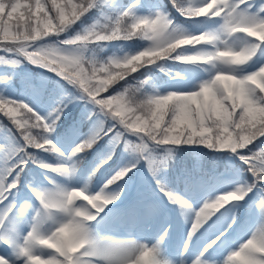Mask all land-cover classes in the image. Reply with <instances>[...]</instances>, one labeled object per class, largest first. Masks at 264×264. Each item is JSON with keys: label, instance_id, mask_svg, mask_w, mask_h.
I'll return each mask as SVG.
<instances>
[{"label": "clouds", "instance_id": "obj_1", "mask_svg": "<svg viewBox=\"0 0 264 264\" xmlns=\"http://www.w3.org/2000/svg\"><path fill=\"white\" fill-rule=\"evenodd\" d=\"M5 2L11 4V0ZM92 2L79 0L82 9L80 15L91 7ZM214 2L202 9L201 14L210 12ZM80 15H76L69 3L56 22L44 16L40 18L39 27L32 22L21 25L20 34L14 37L13 46L24 49L30 47L33 41L44 42L30 54L31 61L24 60L60 77L85 97L101 115L115 119L139 142L150 143L156 136L167 134L168 138L158 143L169 151L182 145H199L212 151H229L233 154L235 148L246 147L251 136L264 135V112H261L258 120L253 122L258 126L253 128L245 123L235 138H212L208 143L204 142L206 138L189 142L181 136L177 140L172 137L178 133H169L163 125L157 128L156 124L161 116L167 118L169 113L178 114L187 97L171 91L166 94L156 90L146 91L147 80L135 85L129 83V78L142 69L175 61L182 65L206 66L210 70L209 78L217 84L209 92L210 105L220 93L226 97L229 91L232 93V101H236L237 97L240 100L256 96L264 99V68L256 71L252 79L242 80L238 74L253 60V54H250L253 42L264 43V27L250 28L237 15L230 21L221 22L212 37L196 38L173 27L171 21L160 22L157 19L150 24H143L122 18L115 28L97 23L68 39L58 40L56 44L46 42L50 37L59 38L68 33ZM113 40H139L145 47L122 56L101 58L97 49H100L103 42ZM19 64L18 61L15 66ZM110 88L114 90L113 95L104 100L97 99ZM220 107L224 109V105ZM211 111L210 108L209 114ZM13 113L21 115L18 109L8 110V114ZM23 115V123L26 124L29 117L26 113ZM22 135L30 147L41 148L49 153L59 151L55 147L45 148V145L51 146L52 141L33 134L31 130L23 131ZM225 142L227 147L220 148ZM160 166L162 163L153 171ZM45 168L64 179H70L74 172L60 164L46 165ZM229 197L242 198L237 193H230ZM37 201L38 207L27 237L16 241L15 264H120L121 261L124 264H155L156 246L145 248L135 241L120 243V255H113L117 245L102 243L96 238L93 223L113 201L101 193L93 194L90 186L75 188L52 183L51 188L38 191ZM227 202L226 198H220L205 206L197 231ZM257 209L264 215V204L258 203ZM192 227H196V222H193ZM256 252L264 253V228L254 233L240 252L234 254L232 264H255L251 254ZM56 256L60 257V262L54 259ZM41 257L49 259L42 260Z\"/></svg>", "mask_w": 264, "mask_h": 264}, {"label": "snow or ice", "instance_id": "obj_2", "mask_svg": "<svg viewBox=\"0 0 264 264\" xmlns=\"http://www.w3.org/2000/svg\"><path fill=\"white\" fill-rule=\"evenodd\" d=\"M168 2L172 9H174L176 13L185 20L207 18L219 19L223 22L230 21L233 17L239 15V18L250 28L264 27V0H215L212 10L206 15L201 14V10L207 8L209 4H212L213 0H201L200 3H197V0H168ZM69 3L74 9L76 15H80L82 9L79 6V0H11V4L6 3L5 0H0V41L5 42L2 51L17 57L23 56L24 59L31 61L32 56L30 54L36 51L37 46L41 43V41H33L30 47L24 49L14 47V37L20 34L21 25H26L27 23L32 22L39 27L40 18L44 16H47L52 22H56L64 8L68 7ZM102 5H108L110 7L114 6L110 4V0H93L91 7L84 11L83 15H80V19L77 20L76 24L93 9L101 10ZM144 7L145 5L141 2V0H134V2L130 0L128 7L119 6V10L115 15L105 17L99 23L108 24L109 26L115 28L122 18L129 21L134 20L143 24H150L159 19L160 22L171 21L173 27L180 29L173 20L171 13L165 10L157 9L152 11L147 16L137 15V10ZM189 35L196 38L201 36L210 38L214 35V33L213 31H209L203 32L199 35ZM259 49H264V43L253 42L250 54H253L254 57ZM18 61V59L0 58V64L4 65L14 66ZM261 68H264V64L253 72L241 75V79L247 80L254 78V73ZM216 87L217 84L208 78L203 80L190 91L176 92L178 95L187 97V99L183 101L178 114L169 113L167 118L161 116L160 120L156 124V127L161 128L163 125V128L168 129L169 133H178V135L172 137L177 140H179L181 136L189 142L193 139L198 141L201 138H206L204 142L208 143V141L212 138L217 140L225 136L235 138L236 133L244 127L245 123L253 128L258 126L253 124V122L258 120L261 112H264V99H260L259 96H256L250 99L240 100L239 97H237L236 101H232V93L229 91L226 97L223 93H220L210 105L209 92ZM80 98L86 100L83 96ZM97 99L104 100V97L99 96ZM69 102L71 101L68 100L67 102H61L60 105L49 113L47 118H43L23 102L0 97V105L3 106L0 108V112H3V114L9 117L16 125L23 141V147L14 150L9 155H6L3 166H0V245H3L5 248L12 249L11 257L7 255H0V262H2V264H15V248L17 240L15 238V228L11 226V220L18 211L17 204L14 202V196L20 189V175L30 161L35 162L34 158L28 152V149L44 151V149L41 148L30 147L29 144L25 142L26 138L22 135V132L25 130H31L33 133L32 130L37 129L38 131L35 135L48 139V135L55 128L56 123L63 115L64 109L67 107ZM221 104L224 105L223 110H221ZM210 108L212 109L211 114H209ZM9 109H18L21 115H16L15 113L10 115L8 114ZM94 109L95 111L93 112V115L99 114V116L103 119H99L98 124L94 127L91 134L74 149L73 155L83 153L106 136L111 137V145L114 149L118 145V142L124 138L125 133H129L127 130L122 128L115 119H109L107 116L101 115L96 108ZM25 113L27 114V117H29L26 124L23 123V114ZM106 120L111 121V123H108L107 126L104 124ZM14 121H20V123L18 124ZM216 121H219V123H216ZM166 138H168L167 134L163 136H156L150 143L159 147L158 142ZM261 138H264V135L251 136L246 147H237L233 153L237 155L241 162L247 167L253 178V182L248 185L247 188L237 189L224 194L215 201L220 200V198H226L228 202L225 203V205L230 202H241L246 200V198L249 197V194L252 193L258 186L264 185V149L252 152L251 147H249L250 145H254V142L264 140ZM124 145L126 149L136 153L141 158H146L145 154L150 155L149 143L139 142L136 145H131L129 141L124 140ZM47 147H55V145H45V148ZM219 147L222 149L226 148L227 142L221 144ZM244 149H247V152L242 151ZM110 159L111 154H109L107 159L102 162L100 167H103V164H106ZM45 166V164L40 165L42 168H45ZM132 167H135V165ZM132 167L120 169L106 182L104 188L107 189L112 185L118 184L128 175L130 171H132ZM96 171H99V167ZM160 190L171 202L178 203L181 207H191L186 201L180 200L173 193L166 191L163 187H161ZM261 191L264 192V189H261ZM99 193L105 195L103 190ZM230 193H237L242 198L231 199L229 197ZM33 195L37 200L38 192L34 191ZM106 197L114 202V200L119 197V193H116L111 197ZM213 202H206L204 206L195 214L194 222H196V227H192L189 232V240L197 232L200 217L203 215L205 206L210 205ZM259 203L264 204V195L261 196ZM228 227H231V225H228ZM28 233L29 231L24 237H27ZM225 239H227V232L222 231L215 240L211 241V243L205 247L201 256H203L204 253L211 255L209 249L215 250L218 248L219 244L224 243ZM246 242H244L238 250L231 252L224 261V264H232L234 254L240 252L242 246ZM115 244L117 247L113 250V255H120L121 248L119 243ZM145 248L149 247L145 246ZM251 258L255 261V264H264V253H252ZM25 259H27V257H25ZM41 259L47 260L49 257H41ZM54 259L60 262L59 256L54 257ZM154 262L155 264H159L155 254ZM120 264H124V262L121 261ZM193 264H208V260L207 258L201 260L198 257Z\"/></svg>", "mask_w": 264, "mask_h": 264}, {"label": "rangeland", "instance_id": "obj_3", "mask_svg": "<svg viewBox=\"0 0 264 264\" xmlns=\"http://www.w3.org/2000/svg\"><path fill=\"white\" fill-rule=\"evenodd\" d=\"M200 2L201 0H197V3ZM97 20L91 25L82 26L79 28L80 30H72L66 39L99 23L100 19ZM205 20L207 18L195 19L196 29L188 34L199 35L203 32L216 31L221 24L219 19H209L208 23H206L207 28L204 31L202 25ZM46 42L52 43L49 40ZM262 64H264V49H259L254 55L253 60L238 74L246 75L257 70ZM209 76L210 70L197 76L168 79L164 90L165 92L190 91L203 80L208 79ZM33 95L32 98L34 99L40 96L39 93ZM37 105L38 107H35L34 110L44 115L47 113L48 107H51L53 103L50 102L46 106L44 104L43 106L41 104ZM1 137V143L8 144L9 138ZM81 141L78 129L74 128L58 141L57 147L60 149L58 164L66 165L70 172L74 170L70 179H64L47 171L46 168L40 167L41 164H52L44 152L38 154L39 157L36 159L38 164L33 167L30 175L31 180L25 185L26 191L19 189L14 196V202L17 204L18 211L12 217L11 226L15 228L16 240L22 241L23 237L30 230L32 217L35 209L38 207L36 198L29 200L28 193L49 189L52 187V183L75 188L90 186V191L93 194L103 190L104 194L108 197L119 193V197L109 204L93 223L96 238L102 243L120 244L135 241L149 248L156 246L159 264H193L198 257L201 260L207 258L208 264H224V261L231 252L238 250L254 233L264 228V215L257 209V204L264 193L261 190L255 189L246 200L230 202L225 205L210 220L203 224L189 240L188 234L195 220V214L206 202H213L224 194L237 189L247 188L249 183L237 171L225 172L215 189L212 187L215 180L211 184L204 185L203 181L197 178L193 182L192 189L188 192H174L173 194L176 197L186 201L191 206L190 208H185L181 207L178 203L171 202L168 198L166 202L159 201L158 197L155 196L153 185L154 181L161 180L162 175L145 172L141 167L134 171L133 176L126 177L118 184L107 189L104 188V185L110 178V174L104 176L101 180L99 179V181L95 179L93 183L84 181L92 165L87 167L89 160L85 161V163L77 164V158L81 153L73 155V151L82 143ZM8 145L11 147L10 143ZM100 154L101 152L93 153L92 161ZM6 155H8L6 147L4 145L0 146V166H3ZM110 161L99 168V172L97 171L99 177L109 168L108 163L110 164ZM81 174L82 176L78 179ZM239 209L241 211L239 218H237L236 213H239ZM242 222L244 223L241 224ZM228 225H231V227H228ZM222 231L227 232V239L224 240V243L219 244L215 250L209 249L211 255L204 253L201 256L205 247L215 240ZM0 255L11 257L12 249L0 245Z\"/></svg>", "mask_w": 264, "mask_h": 264}, {"label": "trees", "instance_id": "obj_4", "mask_svg": "<svg viewBox=\"0 0 264 264\" xmlns=\"http://www.w3.org/2000/svg\"><path fill=\"white\" fill-rule=\"evenodd\" d=\"M132 2H134V0H132ZM141 2L145 7L138 9L137 15H149L153 10V4L156 3L157 9L170 12L176 25L186 33L193 32L196 28L194 22L191 20H185L183 17L179 16L176 11L172 9L168 0H141ZM129 3L130 0H110V4L114 6L110 7L108 5H102L101 10L93 9L83 17L81 21L75 24L68 33L59 38L50 37L48 40L52 43H56L58 40H64L69 37L68 34L72 30H80L79 28L82 26L91 25L93 22L95 23V21H98L97 19H100L101 22L103 18L115 15L119 10V6L128 7ZM4 43V41H0V58L18 59L20 64L19 66L0 64V97L25 103V100L21 99V95L24 92L22 90L23 88L26 91L24 94L26 102L30 104L31 108L33 107V103L47 105L55 99L56 104L49 109L46 116L38 114L43 118H47L49 113L60 105L61 102H65L66 96L70 95L69 100L71 102L67 104L63 115L47 138L52 141V144H56V140L67 134L70 131V128H78L81 133L82 141L85 140L98 124L99 119H103L99 114L93 115V112L95 111L94 106L87 100L81 99V94L57 75L48 72L43 68L32 65L27 60H24L23 56L17 57L3 52L2 48ZM143 45L144 43L139 40L103 42L100 49H97V51L101 58L122 56L124 53H134L139 51ZM184 68L185 66L175 61L162 62L159 66L142 69L137 74H134V77L129 78V83L135 85L139 81L147 80L148 84L145 86L146 91L151 92L156 90L160 94H166L163 91L166 79L184 74ZM202 69V67L192 66L189 71L194 75L198 74ZM35 93L40 94L39 98H32ZM113 94L114 90L110 88L108 92L102 93L101 97L106 98ZM108 123H111V121L106 120L104 122L105 126H107ZM32 131L35 134L38 130L33 129ZM2 133L10 137L9 143L11 148H9V145L6 146L8 147V155L14 150L23 147V141L16 125L9 117L5 116L3 112H0V134ZM124 140L129 141L131 145L139 143L137 137L130 133H125L124 138L118 142V145L113 149L111 145V137L106 136L99 140L90 150L79 154L77 163L81 164L89 157V153H92L90 151H92L93 148H95V151L101 152V156L94 161L93 168L88 174L90 182L96 178V169L100 167L105 159H107L109 154H111L110 160L112 161L109 169L104 175L111 173V178L120 169L135 165L127 176H132L133 172L138 167H141L148 172L158 171L162 175L159 185L168 191L183 188L185 184H187V187H190V180L193 177H201L209 182L210 178L216 174L218 179H220L226 169L230 171L238 170L240 175L245 178L249 184L253 182V178L247 167L241 162L237 155L232 154L229 151H212L199 145H182L179 148H173L169 151L166 147H157L149 143L150 155L145 154L146 158H141L136 153L125 148ZM254 143V145L249 146L251 147L252 152L264 149V140ZM242 151L247 152V149ZM28 152L34 158L35 162L38 153L41 152L48 155L51 161H56L57 153L36 151L34 149H28ZM161 163L162 166L156 171H153V169ZM117 165L120 166L117 168ZM25 176L28 178V171ZM258 187L264 189V185Z\"/></svg>", "mask_w": 264, "mask_h": 264}]
</instances>
